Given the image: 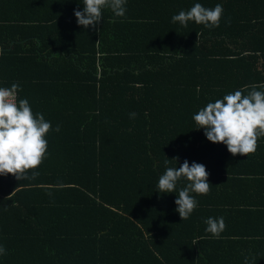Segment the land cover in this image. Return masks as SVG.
Masks as SVG:
<instances>
[{
  "label": "trees",
  "instance_id": "obj_1",
  "mask_svg": "<svg viewBox=\"0 0 264 264\" xmlns=\"http://www.w3.org/2000/svg\"><path fill=\"white\" fill-rule=\"evenodd\" d=\"M195 3L221 4L219 27L171 21ZM125 6L85 29L82 0H0V87L18 83L52 125L28 179L0 176V264H264V137L232 156L192 119L264 85V0ZM185 160L206 167L211 187L192 193L198 206L181 221L187 181L168 194L157 184ZM208 217L224 218L218 239Z\"/></svg>",
  "mask_w": 264,
  "mask_h": 264
},
{
  "label": "clouds",
  "instance_id": "obj_2",
  "mask_svg": "<svg viewBox=\"0 0 264 264\" xmlns=\"http://www.w3.org/2000/svg\"><path fill=\"white\" fill-rule=\"evenodd\" d=\"M127 0H82L83 10L74 11L77 24L83 28L95 27L102 20L105 9L114 17H124ZM224 9L221 4L206 8L195 3L189 10H181L171 17L173 23L187 27L189 22L206 28L219 27ZM115 22V21H113ZM2 54V53H0ZM257 87L264 85H245L244 88L224 95L222 99L209 102L193 115L198 129H204L206 139L213 144H224L232 155L248 156L254 154L258 140L264 137V91ZM250 89V90H249ZM20 85L0 87V176L12 175L17 181L28 179L30 170L37 169L46 158L48 142L46 135L52 128L43 114H34L27 99H18ZM246 93V94H245ZM135 118V113L129 114ZM57 125L55 131L59 132ZM174 158L173 160H177ZM168 159L165 163H168ZM33 177L36 173L32 172ZM209 173L203 164L187 160L177 169L167 167L159 177L157 188L161 194L173 193L182 178L186 186L178 191L174 203L175 211L182 220H187L197 208L198 202L192 193L207 195L211 185ZM205 231L213 238H219L225 230L223 217H208ZM7 250L0 245V256Z\"/></svg>",
  "mask_w": 264,
  "mask_h": 264
}]
</instances>
